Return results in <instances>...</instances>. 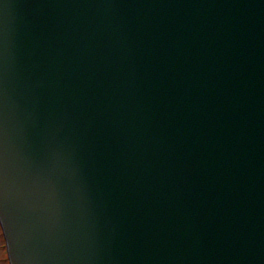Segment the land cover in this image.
Instances as JSON below:
<instances>
[{
    "label": "water",
    "instance_id": "obj_1",
    "mask_svg": "<svg viewBox=\"0 0 264 264\" xmlns=\"http://www.w3.org/2000/svg\"><path fill=\"white\" fill-rule=\"evenodd\" d=\"M0 215L21 264H264V0H0Z\"/></svg>",
    "mask_w": 264,
    "mask_h": 264
},
{
    "label": "clouds",
    "instance_id": "obj_2",
    "mask_svg": "<svg viewBox=\"0 0 264 264\" xmlns=\"http://www.w3.org/2000/svg\"><path fill=\"white\" fill-rule=\"evenodd\" d=\"M8 52H9V40L7 30L5 29L4 39H3V55L5 68L7 70L8 64ZM8 140H9V130L7 126V121L4 127V161H3V183L5 188L7 187L8 179ZM6 194V193H5ZM6 241V251L4 250ZM38 257L35 254H29L27 259L23 264H37ZM0 264H21L15 258L14 250L10 238L6 235L5 222L3 216L0 215Z\"/></svg>",
    "mask_w": 264,
    "mask_h": 264
},
{
    "label": "snow or ice",
    "instance_id": "obj_3",
    "mask_svg": "<svg viewBox=\"0 0 264 264\" xmlns=\"http://www.w3.org/2000/svg\"><path fill=\"white\" fill-rule=\"evenodd\" d=\"M4 250L6 251L7 249H6V241H5V247H4Z\"/></svg>",
    "mask_w": 264,
    "mask_h": 264
}]
</instances>
